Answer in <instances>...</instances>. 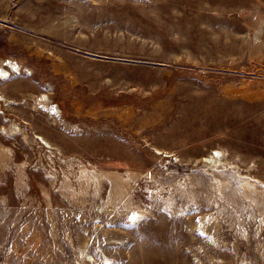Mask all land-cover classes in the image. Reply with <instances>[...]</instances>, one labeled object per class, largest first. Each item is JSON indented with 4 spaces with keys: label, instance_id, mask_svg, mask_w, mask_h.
Listing matches in <instances>:
<instances>
[{
    "label": "rangeland",
    "instance_id": "rangeland-1",
    "mask_svg": "<svg viewBox=\"0 0 264 264\" xmlns=\"http://www.w3.org/2000/svg\"><path fill=\"white\" fill-rule=\"evenodd\" d=\"M8 59L0 264H264V0H0Z\"/></svg>",
    "mask_w": 264,
    "mask_h": 264
},
{
    "label": "bare ground",
    "instance_id": "bare-ground-1",
    "mask_svg": "<svg viewBox=\"0 0 264 264\" xmlns=\"http://www.w3.org/2000/svg\"><path fill=\"white\" fill-rule=\"evenodd\" d=\"M67 13H69L70 14V11H67ZM70 16V15H69ZM69 16L68 17H66L61 23H56V24H52L51 26H50V29H54L55 31H57V30H59V28H60V30L61 29H66V27L65 26H68L67 25V23H70L71 21H68V19L69 20H71L70 18H69ZM80 15H78V18H74V19H78V20H80ZM73 23V22H72ZM48 30V31H51V30ZM16 62H14V60H12V59H8V60H6V61H1L0 62V78L2 79V78H6V77H8V76H10L11 74H12V72H8V71H6V69L4 68V66L5 65H8L9 67H11L13 70H15V71H18V68H17V65L15 64ZM10 69V68H9ZM21 72V71H20ZM3 91V90H2ZM3 92H5V91H3ZM3 92H0V99H2V100H4V101H8V98H7V96H6V94L5 93H3ZM41 99H42V101H44L45 103H47V104H49V101H48V98L46 99L45 98V95H43V96H41L40 97ZM56 104H54V106L52 107V109L55 111L56 110V106H55ZM0 113H2V111H1V109H0ZM37 137L42 141V142H44L47 146H51L52 147V143L50 142V140L48 141L47 140V138H45V136H42V135H37ZM134 218H136V216H134ZM90 260H93V259H90Z\"/></svg>",
    "mask_w": 264,
    "mask_h": 264
}]
</instances>
